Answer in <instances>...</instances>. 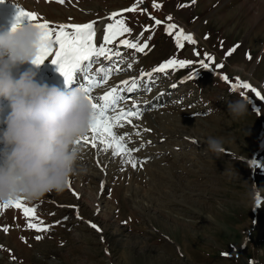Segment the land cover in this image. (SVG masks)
<instances>
[{"label":"rangeland","instance_id":"rangeland-1","mask_svg":"<svg viewBox=\"0 0 264 264\" xmlns=\"http://www.w3.org/2000/svg\"><path fill=\"white\" fill-rule=\"evenodd\" d=\"M17 8L54 28L94 22L97 46L121 53L93 64L98 79L103 73L96 68L112 71L92 95L126 89L135 79L138 88L122 93L128 99L120 107L136 111L135 103L139 118L121 120L114 131L125 137L138 166L125 165L129 157L113 156L104 145L81 144L77 168L87 171L74 174L70 188L22 199L38 219L0 209V264H264V100L238 87L247 82L264 96V0H4L0 27L3 19L14 23ZM169 15L195 45L176 47L164 31ZM117 19L131 31L105 43L106 26ZM149 36L144 53L120 43ZM173 58L191 63L152 72ZM47 64L57 75V66ZM75 79L84 83L82 75ZM239 98L247 100L248 112L233 118L227 104ZM209 137L220 139L225 152H207ZM29 220L48 230L29 229Z\"/></svg>","mask_w":264,"mask_h":264},{"label":"clouds","instance_id":"clouds-1","mask_svg":"<svg viewBox=\"0 0 264 264\" xmlns=\"http://www.w3.org/2000/svg\"><path fill=\"white\" fill-rule=\"evenodd\" d=\"M40 42V30L29 23L0 31V202L62 193L74 174L87 171L77 168L83 152L77 141L92 123V105L77 87L37 78ZM227 110L240 118L247 100L230 101ZM205 143L207 152H225L218 138Z\"/></svg>","mask_w":264,"mask_h":264},{"label":"snow or ice","instance_id":"snow-or-ice-1","mask_svg":"<svg viewBox=\"0 0 264 264\" xmlns=\"http://www.w3.org/2000/svg\"><path fill=\"white\" fill-rule=\"evenodd\" d=\"M58 2L63 3L64 0H58ZM138 2L142 3V0H138ZM0 3H4V0H0ZM192 3H195V0H192ZM153 6L159 7L157 4H154ZM135 7L136 6L133 5L132 8L125 9L124 11H134ZM118 15L119 14L115 12L111 14L112 17H117ZM151 19L154 20L155 25H160L162 23V21L155 19L154 17ZM166 19L169 21V23L164 26V31L169 36L174 37L177 48L184 47L182 41H186L190 45H195L197 43L192 34L186 33L182 27L172 22L173 18L170 15ZM38 20L39 18L35 13L25 11L22 8H17L14 23L12 24V30H15L18 25L24 23L25 21L40 30V48L38 54L33 60V63L37 66L43 64L45 61H50L52 64H55L57 66V71L61 76H63L66 85H70L72 83L76 84L75 78L82 75L84 83H80L78 85L76 84V87L85 93L87 99L91 103L93 108V117L92 123L90 124L87 131V133H91V136L89 137L88 135H84L77 141V143L83 145L91 144L93 148H96L97 142H99V144L104 145L103 151L112 149L113 156H127L129 158L123 160V163L125 165L130 163L133 169L137 168V162L130 158L131 152L133 150L128 149L125 146V137L123 135H118L116 131H114L115 128L123 126L120 123L121 120L127 119L130 116H136L139 118L140 109L135 103H133L132 107L135 108L136 111H125L120 107V105L128 99V97L122 95V93L124 91L133 92L138 88L135 79H133L131 86L127 87L126 89L112 87L110 90L105 91L104 94L98 98L92 95V92L95 88L99 87L101 84L107 83L112 71L111 68H109L107 71H104L103 68H96L95 72L97 74L103 73L102 78L98 79L97 75L93 74L92 72L93 64L100 57H104L105 59L111 61L112 55H115L119 58L121 53L119 51H115L113 53L112 49L106 48L103 44L97 46V44L94 42V38L96 36V32L93 27L94 22L85 24H60L54 28L47 20H43L42 22H38ZM68 29H71V31H68ZM130 31L131 29L125 26L123 20L117 19L115 24H107L105 34L103 35V41L105 43H111L114 37L117 35L129 33ZM147 31H149V29L146 26L144 28V32ZM144 32L140 33L141 37L144 35ZM139 39L140 37L136 38L137 42H131L127 39H124L121 40L120 43L125 45L128 49H134L137 53H144L149 47L148 40L151 39V36L147 37L143 43H140ZM54 44L58 45V48L55 50L53 49ZM233 51H235V48L229 49L228 54L231 55ZM121 62L123 61L121 60ZM189 63H191V61L177 60L173 58L154 68L152 72L160 73L164 72L170 67L174 68L177 66L182 68ZM127 67L129 69L132 68V64L128 63ZM204 67H208V65L204 64ZM140 75L141 77L145 75L151 77L152 73L141 72ZM122 83L124 85H128L129 81L124 80ZM173 87H175V85H173ZM238 87L243 90H250L251 92L255 93L258 98L264 100V96H262L261 93L249 83L240 82ZM241 95H245V98L247 99L244 91L241 92ZM145 131H147V129ZM141 147H143V144H141ZM142 164L143 162H141V166ZM67 186L70 188V182H68ZM22 199L23 198H18L8 202H0V209H22L24 217L38 219V217L35 216V209L31 207H25L22 203ZM42 225V221L40 224H37L29 220L26 226L29 229H34L36 232L40 233L48 230V226ZM91 227L96 231H100V229L94 223L91 224ZM3 230L7 232L8 227H4ZM41 238L42 237L40 235H36L35 237L36 240H40ZM224 255H227V253Z\"/></svg>","mask_w":264,"mask_h":264},{"label":"bare ground","instance_id":"bare-ground-1","mask_svg":"<svg viewBox=\"0 0 264 264\" xmlns=\"http://www.w3.org/2000/svg\"><path fill=\"white\" fill-rule=\"evenodd\" d=\"M3 21L4 22H6V25L5 26H1L0 27V31H6V30H9L10 28H11V21H9V20H5V19H3ZM54 50H55V48H53ZM24 67H28L27 65H25ZM36 71H37V73H38V76H37V78L39 79V80H41V81H46L47 83H49V84H52V85H56V86H58V87H61L64 83H65V81H64V78H63V76H61L60 75V73L58 72V74L56 75V69L55 68H52V67H50V65L49 64H47V65H45V62L43 63V64H41V65H39V67L38 68H36L35 69ZM50 71V74H51V72L53 73V71H54V73H53V76H52V78L50 77V79L47 77L49 74H45V73H47V72H49ZM56 75V76H55ZM64 88H66V87H64ZM64 88H62V89H64ZM86 135H88V136H90V133L89 134H86ZM203 137V136H202ZM198 142V141H197ZM195 140H193V143L194 144H196L197 143ZM200 143H203V142H201V141H199ZM99 145V142H97V146ZM97 148V147H96ZM140 179V178H139ZM120 182V181H119ZM140 183V182H139Z\"/></svg>","mask_w":264,"mask_h":264}]
</instances>
